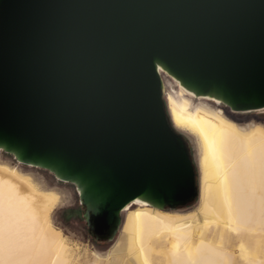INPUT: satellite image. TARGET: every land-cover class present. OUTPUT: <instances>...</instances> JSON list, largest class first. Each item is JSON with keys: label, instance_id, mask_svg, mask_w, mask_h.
Instances as JSON below:
<instances>
[{"label": "water", "instance_id": "obj_1", "mask_svg": "<svg viewBox=\"0 0 264 264\" xmlns=\"http://www.w3.org/2000/svg\"><path fill=\"white\" fill-rule=\"evenodd\" d=\"M163 74L233 111L264 108V0H0V150L75 184L112 241L138 199L199 194Z\"/></svg>", "mask_w": 264, "mask_h": 264}, {"label": "bare ground", "instance_id": "obj_2", "mask_svg": "<svg viewBox=\"0 0 264 264\" xmlns=\"http://www.w3.org/2000/svg\"><path fill=\"white\" fill-rule=\"evenodd\" d=\"M172 81L179 88L165 89L167 110L196 139L199 201L188 210L130 202L115 243L97 256L111 264L121 254L131 264H238L239 255L241 264H264V123L240 122L209 102L220 101ZM68 198L0 158V264H77L52 217Z\"/></svg>", "mask_w": 264, "mask_h": 264}, {"label": "rangeland", "instance_id": "obj_3", "mask_svg": "<svg viewBox=\"0 0 264 264\" xmlns=\"http://www.w3.org/2000/svg\"><path fill=\"white\" fill-rule=\"evenodd\" d=\"M163 77L165 83L166 79L168 80L167 87H165L166 91H171L172 88H179L172 81L171 77L167 75H163ZM165 97L166 95H164V98ZM195 101L197 102L199 101V99H195ZM209 102L211 104H214L215 106L222 107L226 112L230 113L234 118H236L240 122L245 123L250 121H257L264 123V109L259 111H248L246 113H236L232 111L228 106L222 103L218 104L213 100ZM181 132L185 135L187 139L188 146L190 148L193 161L195 163L197 173V184L199 190L200 169L198 165L197 142L193 135L183 130ZM0 158L10 161L14 164H18L21 168L24 169V171L31 173L34 178L41 184L47 185L51 188L60 189L61 191L69 195V198L53 211L52 217L54 222L62 228L64 234L67 236L69 241V249L73 252V256L75 257L77 264H111V259H107L104 257L99 258L96 254V251L102 253L108 251L115 243L120 231L112 241H99L95 238L93 231L88 227V224L83 217L85 207L80 202L79 194L77 192L75 184L58 179L49 170L19 163L13 155L8 154L2 150H0ZM198 197L199 194L194 202L178 209L188 210L195 207L197 205ZM124 215L125 212L123 213L122 217H124ZM235 243L236 242H234V244ZM236 258L238 260V264H241L242 260L240 259V256L237 255ZM114 264L131 263L125 259V255L121 254L117 257Z\"/></svg>", "mask_w": 264, "mask_h": 264}, {"label": "trees", "instance_id": "obj_4", "mask_svg": "<svg viewBox=\"0 0 264 264\" xmlns=\"http://www.w3.org/2000/svg\"><path fill=\"white\" fill-rule=\"evenodd\" d=\"M181 131V130H180ZM191 152V151H190ZM192 155V154H191ZM198 201H199V197H198ZM198 201H197V203H198Z\"/></svg>", "mask_w": 264, "mask_h": 264}]
</instances>
